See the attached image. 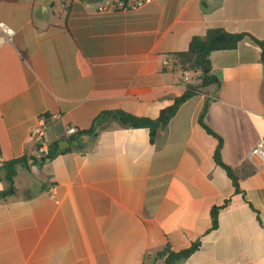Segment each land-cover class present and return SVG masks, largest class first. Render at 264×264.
<instances>
[{
	"label": "crops",
	"instance_id": "obj_1",
	"mask_svg": "<svg viewBox=\"0 0 264 264\" xmlns=\"http://www.w3.org/2000/svg\"><path fill=\"white\" fill-rule=\"evenodd\" d=\"M44 1L0 0V21L15 30L0 48L1 159L27 158L16 194L0 203V264H153L166 245L194 243L179 264H264V167L248 159L264 139V65L249 38L211 53L220 87L182 104L153 141L149 129L116 122L65 136L106 111L158 118L199 83V73L184 82L169 56L212 28L264 41V0H155L113 14L96 12L101 0ZM206 102L204 122L233 177L199 123ZM47 116L53 159L29 139Z\"/></svg>",
	"mask_w": 264,
	"mask_h": 264
},
{
	"label": "trees",
	"instance_id": "obj_2",
	"mask_svg": "<svg viewBox=\"0 0 264 264\" xmlns=\"http://www.w3.org/2000/svg\"><path fill=\"white\" fill-rule=\"evenodd\" d=\"M245 38H249L252 42L258 45L261 49V62L264 65V41L258 40L247 33H231L222 28L209 29L204 36H195L192 38L189 44L188 50L184 52H178L171 54L170 63L172 70H179L181 72H190L193 74L199 73V83H188L184 94L174 100V103L160 111L158 118L150 119L147 117H138L124 111H106L100 114L95 120L91 129L87 131H81L76 134L70 140H75L84 134H95L96 127L99 125H106L105 128L111 122H116L123 128H147L150 131L151 140L166 129L169 122L176 115L179 108L186 101L191 99L196 94L203 92V90L211 85L220 87V77L212 70L210 63V55L216 51L234 50L238 47V44ZM166 70V69H165ZM208 102L205 103L200 116V125L211 135L218 138V136L205 124L204 117L208 109ZM219 144L214 154V159L218 165L224 168L228 174L233 177L232 170L221 162L219 154L222 146L220 138ZM60 152L58 144L51 146L50 155L48 159H53L54 156ZM45 162V159L42 161ZM27 158L14 159L3 163L0 167L2 172V178L7 183V188L0 191V203L6 202L12 198L17 190L15 187L14 179L17 175L18 166H25ZM212 216V229L218 226V208H214L211 212ZM198 248V244L194 243L191 247L174 252L169 245H166L162 250L158 251L154 255L153 264L157 261H162L164 264H179L186 260L191 254H193Z\"/></svg>",
	"mask_w": 264,
	"mask_h": 264
},
{
	"label": "built area",
	"instance_id": "obj_3",
	"mask_svg": "<svg viewBox=\"0 0 264 264\" xmlns=\"http://www.w3.org/2000/svg\"><path fill=\"white\" fill-rule=\"evenodd\" d=\"M155 0H101L98 4L96 12L98 14H113L119 12H125L130 10H136L142 6L152 3ZM15 36V30L0 21V48L6 44L13 43ZM164 65L168 66V61H164ZM182 80L188 82L190 80V72H182ZM54 116L40 117L37 124L33 127L30 133V141L36 145L38 153L42 157H48L51 152V146L45 139V131ZM80 131L74 126H68L65 129V136L68 139L73 138ZM248 159L258 160L261 167H264V139L262 138L259 143L250 151L248 154ZM3 165L1 159V149H0V167Z\"/></svg>",
	"mask_w": 264,
	"mask_h": 264
},
{
	"label": "water",
	"instance_id": "obj_4",
	"mask_svg": "<svg viewBox=\"0 0 264 264\" xmlns=\"http://www.w3.org/2000/svg\"><path fill=\"white\" fill-rule=\"evenodd\" d=\"M50 1H51V0H45L44 3H43V7L46 8V6L48 5V3H49ZM62 143H67V144H69V141H66V140L61 141V143H60V149H64V147L62 146Z\"/></svg>",
	"mask_w": 264,
	"mask_h": 264
},
{
	"label": "rangeland",
	"instance_id": "obj_5",
	"mask_svg": "<svg viewBox=\"0 0 264 264\" xmlns=\"http://www.w3.org/2000/svg\"><path fill=\"white\" fill-rule=\"evenodd\" d=\"M35 188H33V190H34ZM21 195H23V193L21 194Z\"/></svg>",
	"mask_w": 264,
	"mask_h": 264
}]
</instances>
